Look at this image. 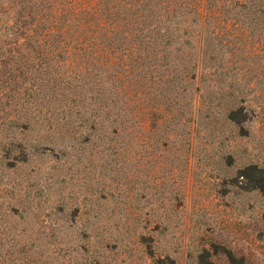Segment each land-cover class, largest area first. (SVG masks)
<instances>
[{"label":"rangeland","instance_id":"obj_1","mask_svg":"<svg viewBox=\"0 0 264 264\" xmlns=\"http://www.w3.org/2000/svg\"><path fill=\"white\" fill-rule=\"evenodd\" d=\"M146 1L72 14L31 122L0 91V264H264V0ZM144 24L182 37L135 52Z\"/></svg>","mask_w":264,"mask_h":264},{"label":"trees","instance_id":"obj_2","mask_svg":"<svg viewBox=\"0 0 264 264\" xmlns=\"http://www.w3.org/2000/svg\"><path fill=\"white\" fill-rule=\"evenodd\" d=\"M139 1L144 4L143 9H145L148 2ZM177 1L181 3L182 11L175 9L171 12L168 9L167 15L183 12L186 16L187 13H193L199 18H204L203 11H205L208 19H215L218 15L213 12L217 11L218 7L231 4L242 7L241 3L245 1L255 4L258 0ZM98 3L99 0H0V91H8L1 93L8 99L13 92H21L23 104L18 112L20 119H24L22 123L33 120V115L28 109L30 104H36L41 98L42 103L48 104L47 94L57 93L59 91L57 87L66 85L65 77L60 74L61 63H56L55 55L65 56L77 49L83 50L82 46L77 48V45L82 43L78 39L72 41L66 38L71 16L79 8L81 10L89 5L96 8ZM60 17L64 18L61 25H59ZM133 33L134 51H151L153 54L160 52L158 38L167 41L165 51L168 53L169 48L182 37L167 31H162V35L158 33V37L149 36L150 31L145 24L142 27L137 26L133 29ZM185 45L186 43H183L180 49L184 53ZM168 55L169 53L166 54ZM44 88L49 89L46 92ZM43 91L45 94H42ZM152 117L162 118V112L157 115L153 113Z\"/></svg>","mask_w":264,"mask_h":264}]
</instances>
